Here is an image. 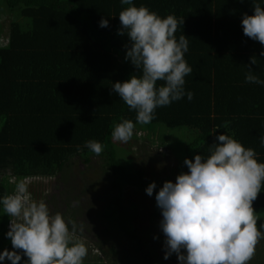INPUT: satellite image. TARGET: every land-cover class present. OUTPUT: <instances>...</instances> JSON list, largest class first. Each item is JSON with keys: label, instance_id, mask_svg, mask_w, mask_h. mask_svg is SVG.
<instances>
[{"label": "trees", "instance_id": "16d2710c", "mask_svg": "<svg viewBox=\"0 0 264 264\" xmlns=\"http://www.w3.org/2000/svg\"><path fill=\"white\" fill-rule=\"evenodd\" d=\"M255 2L264 7V0ZM133 3L161 17L174 14L183 20L175 36L179 39L184 34L188 39L184 58L192 68L184 89L194 94L193 100L185 96L158 107L155 118L146 124L184 126L188 129L183 133L189 136L170 173L152 178L145 175L146 169L133 167L131 158L121 160L111 135L122 119L136 121V112L111 87L140 74L125 59L128 37L118 34V14L127 5H121L120 0H0V17L9 15L5 39L0 41V197L12 193L15 182L23 179L31 196L43 199V182L63 176L71 159L88 165L98 157L107 182L106 205L97 211L104 219V238L96 249L104 258H85L83 264L122 262L121 258L113 263L109 260V255L118 254L117 243L106 239L114 233L128 239L133 264H152L154 247L131 228L130 221L138 213L135 204H123L125 187L147 195L146 187L155 182L157 188L150 196L155 201L165 181L175 182L177 175L188 171L185 158L207 156L217 135H231L244 147L253 148L258 161L264 162V146L259 143L264 133V87L245 82L247 67L264 80V56L260 55L264 46L245 36L241 25L243 15L254 12L253 0ZM102 18L108 20L107 27L99 26ZM253 56L256 65L250 63ZM146 125L136 123L141 130H146ZM90 139L103 145L100 155L85 147ZM252 206L255 212L264 210V185ZM158 213L155 201L154 214ZM9 223L10 217L0 207V252L13 250L5 235ZM106 241L111 242L107 251L103 246ZM257 245L254 257L259 258L262 251ZM26 259L22 255L20 264ZM4 264L11 262L6 259Z\"/></svg>", "mask_w": 264, "mask_h": 264}, {"label": "clouds", "instance_id": "9594fccd", "mask_svg": "<svg viewBox=\"0 0 264 264\" xmlns=\"http://www.w3.org/2000/svg\"><path fill=\"white\" fill-rule=\"evenodd\" d=\"M120 3L127 5L118 14V34L128 37L125 59L140 70L139 75L111 86L136 112L135 123L122 119L112 129L113 140L127 143L136 123L149 124L158 107L185 96L192 101L194 94L184 89L185 77L192 73L184 58L189 42L184 34L175 36L183 20L174 14L161 17L144 5L135 6L133 0ZM253 8L252 15L242 17L243 34L264 46V7L253 0ZM99 26L107 27L108 20L102 18ZM250 63L256 65L255 56ZM247 68L245 82L264 87V80ZM215 139L207 156L185 158L188 171L177 175L175 182L165 181L155 194L165 260L175 254L178 264H248L264 239V224L257 227L252 206L264 185V162L258 161L253 148L227 133ZM259 143L264 146V133ZM85 147L96 155L103 151L94 139L86 141ZM156 188L152 182L145 191L152 196ZM0 207L10 217L5 235L13 249L0 252V264L6 259L20 264L22 255L27 257L23 264H83L88 249L76 235V224L60 212L53 213L44 200L34 199L25 180L16 181L13 192L0 197Z\"/></svg>", "mask_w": 264, "mask_h": 264}, {"label": "rangeland", "instance_id": "374dc122", "mask_svg": "<svg viewBox=\"0 0 264 264\" xmlns=\"http://www.w3.org/2000/svg\"><path fill=\"white\" fill-rule=\"evenodd\" d=\"M8 16L7 13H2L0 17L2 29L0 41H4L6 36ZM156 126L146 125L144 126L146 130L135 126L134 134L127 143L113 140L121 160L131 158L133 167L146 169L145 175L149 178L170 173V169L176 164V156L182 154L183 143L189 138L183 133L184 129H188L187 127L167 128L163 124L160 127ZM153 127H156L155 132H153ZM145 133L147 134L143 138ZM103 174L104 169L98 157H93L88 165L73 158L69 166L65 168L63 176L59 174L53 178H47L41 187L43 190L42 200L47 201L51 211L53 213L60 212L66 221L76 224V235L88 248V255L85 258L90 261L95 257L104 258V254L96 249V244L104 238L101 233L104 219L100 214H97V211L106 205L107 182L102 177ZM35 199L41 200V196L40 199ZM123 204L126 207L130 204L136 205L138 215L131 219V228L147 239L146 242L150 247H154L155 259L152 264H178L175 254L167 260L163 258L164 236L159 228L162 216L161 212L157 215L154 214V199L140 193L135 188L125 187ZM256 213L257 227L259 228L261 224H264V210L256 211ZM118 236L119 239H116ZM155 238H159L161 241H155ZM106 239L117 243L118 254L116 256L109 255L111 263L121 258L122 262L119 264H133L132 256L128 253L129 241L126 236L114 233L112 238L106 237ZM110 241H106L103 245L106 251ZM257 248L262 251V257L253 256L252 261H249L248 264H264V239L258 242Z\"/></svg>", "mask_w": 264, "mask_h": 264}, {"label": "crops", "instance_id": "0c3cea01", "mask_svg": "<svg viewBox=\"0 0 264 264\" xmlns=\"http://www.w3.org/2000/svg\"><path fill=\"white\" fill-rule=\"evenodd\" d=\"M256 254H258V253H256ZM263 259H264V257H263Z\"/></svg>", "mask_w": 264, "mask_h": 264}]
</instances>
